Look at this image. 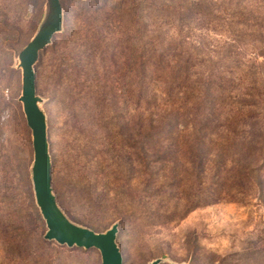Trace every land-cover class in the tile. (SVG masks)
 Returning <instances> with one entry per match:
<instances>
[{
	"label": "rangeland",
	"instance_id": "rangeland-1",
	"mask_svg": "<svg viewBox=\"0 0 264 264\" xmlns=\"http://www.w3.org/2000/svg\"><path fill=\"white\" fill-rule=\"evenodd\" d=\"M193 1L91 0V10L104 9L93 14L86 12L82 0H64L65 30H75L81 36L96 31L99 36L118 39L128 27L114 28L120 18L109 10L116 4L126 3L129 11L142 4L177 6ZM215 3L219 10L232 7L239 12L246 8L247 31L240 27L239 35L228 32L229 19L221 15L215 31H185L180 35L181 43L210 59L216 71H231L254 83L252 94L262 95L257 113L263 123L264 0ZM44 5L45 0H0V264H101L97 250L56 243L44 247L38 242L46 226L33 197L31 131L18 100L21 71L17 65L19 53L42 20ZM127 30L134 35V27ZM171 34L180 42L175 33ZM184 38L188 41L183 42ZM62 41L57 37L53 43ZM51 46L40 56L35 73L37 93L45 100L42 108L47 115L52 187L66 215L97 232L118 222L117 242L124 264H147L157 258H168L174 264H264V170L254 174L258 188H245L250 196L237 195L233 200L202 205L184 214L185 194L175 179L188 173L163 168L153 161L152 153L147 154L149 163L143 168L135 149L123 147L120 123L100 118L92 107V97L64 103L58 74H74L67 68L72 66L68 58L74 47L69 44L65 51L53 54ZM135 125L131 124L133 128ZM131 134L134 136V131ZM134 201L145 205L144 211H137L138 222L131 224L132 219L122 212L125 204Z\"/></svg>",
	"mask_w": 264,
	"mask_h": 264
},
{
	"label": "trees",
	"instance_id": "trees-1",
	"mask_svg": "<svg viewBox=\"0 0 264 264\" xmlns=\"http://www.w3.org/2000/svg\"><path fill=\"white\" fill-rule=\"evenodd\" d=\"M82 1L88 13L104 10H91V0ZM217 1L142 4L129 11L126 3H118L109 10L120 18L114 28L134 27L136 34L131 36L133 32L127 28L118 39L99 36L96 31L90 36L78 35L75 30L67 33L64 12V30L54 38L62 37L63 41L51 46L53 54L65 51L69 44L74 47L68 58L72 66H67L74 74H58L64 103L92 97V107L100 118L120 123L123 147L135 149L143 168L149 163L147 154L152 153L153 161L163 168L188 173L175 179L185 194L184 214L237 195L250 196L245 188H258L254 174L264 170V122L257 113L262 95L252 94L254 83L231 71H216L210 59L181 43L180 35L185 31H215L221 15L229 19L228 32L239 35L240 27L247 31L246 8L239 12L232 7L219 10ZM226 1L231 4V0ZM171 32L180 42L170 36ZM27 187L31 191L29 183ZM144 205L130 202L122 213L134 224L139 219L138 209ZM38 242L44 247L51 244L43 237Z\"/></svg>",
	"mask_w": 264,
	"mask_h": 264
},
{
	"label": "water",
	"instance_id": "water-1",
	"mask_svg": "<svg viewBox=\"0 0 264 264\" xmlns=\"http://www.w3.org/2000/svg\"><path fill=\"white\" fill-rule=\"evenodd\" d=\"M64 0H45L44 13L38 28L18 55L17 69L21 71L19 102L31 131L33 162L30 168L35 205L43 219L45 241L69 248L94 249L100 254L101 264H124L118 245V222L103 232L72 221L59 206L52 187V162L49 150L47 115L42 108L45 100L38 95L35 66L40 55L52 45L64 30ZM174 264L168 258H157L147 264Z\"/></svg>",
	"mask_w": 264,
	"mask_h": 264
}]
</instances>
